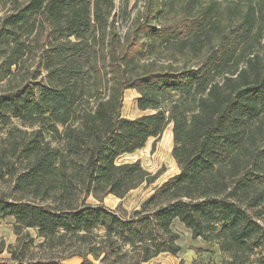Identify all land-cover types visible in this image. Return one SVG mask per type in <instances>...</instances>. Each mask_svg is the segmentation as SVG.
<instances>
[{
	"label": "trees",
	"instance_id": "1",
	"mask_svg": "<svg viewBox=\"0 0 264 264\" xmlns=\"http://www.w3.org/2000/svg\"><path fill=\"white\" fill-rule=\"evenodd\" d=\"M196 4L174 27L139 31L146 51L202 59L152 70L135 34H119L115 0H0V220L17 236L0 242V264H148L180 252L175 223L220 264H264V4L233 8L230 28L218 4ZM128 90L134 119L121 114ZM169 125L178 172L138 209H107V196L156 181L116 160Z\"/></svg>",
	"mask_w": 264,
	"mask_h": 264
},
{
	"label": "rangeland",
	"instance_id": "2",
	"mask_svg": "<svg viewBox=\"0 0 264 264\" xmlns=\"http://www.w3.org/2000/svg\"><path fill=\"white\" fill-rule=\"evenodd\" d=\"M190 0H115V15L117 29L121 36L126 32L135 34V38L142 43V51L136 55V60L140 67H148L152 70H159L161 67H166L167 64L181 67L185 65V59L175 56L176 60H171V51L165 47H157L155 50H147L146 42L148 37L146 33H140L139 26L144 22H149L157 30L159 28L174 27L180 20L185 6ZM219 5V21L226 28L233 27L239 23V15L231 18V10L237 8L240 14L246 11L247 7L252 4L258 9L260 4H264V0H197L194 6L193 13L200 8L206 7L211 3ZM264 8V6H263ZM218 40H214L212 47H216ZM146 46V47H145ZM205 50L199 59H188L187 65H194L199 62ZM138 94L134 90H128L124 93L121 114L128 119H134L141 116L143 113L137 109L136 99ZM0 133V142H1ZM172 135L171 125L167 126L162 135L158 139H150L146 145L134 152L121 156L116 160L117 164L133 163L138 161L141 167L151 175L158 174L156 181L150 186L142 185L141 187L131 191L128 195L119 200L113 196H107L103 200V205L112 211L124 210L131 212L139 208L140 204L155 190L156 187L165 182L168 178L175 175L178 170L171 156ZM8 181V177H6ZM10 188V183L0 182V193L6 192ZM13 221L11 218L0 220V242H3L6 247L15 246L17 236L13 233ZM31 237L35 239V245L41 240L36 238L34 231H28ZM173 232L179 236L177 244L180 247V252L176 256L162 254L150 261L148 264H220V256L216 248L203 243L201 240L192 241L189 232L184 230L179 223L173 226ZM102 232L99 231L98 234ZM68 252V249H65ZM30 252L33 255L42 256L43 251L38 247H31ZM64 256L65 253H61ZM1 259H8L9 256L4 252ZM59 264H81V259L78 257L61 259Z\"/></svg>",
	"mask_w": 264,
	"mask_h": 264
}]
</instances>
